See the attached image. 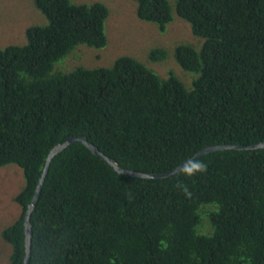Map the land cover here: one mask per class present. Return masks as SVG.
<instances>
[{
    "label": "trees",
    "instance_id": "trees-1",
    "mask_svg": "<svg viewBox=\"0 0 264 264\" xmlns=\"http://www.w3.org/2000/svg\"><path fill=\"white\" fill-rule=\"evenodd\" d=\"M161 32L169 0H135ZM46 25L28 43L0 48V167L17 165L21 214L3 231L11 264H24L25 218L50 152L86 137L121 168L162 174L210 146L264 142V0H175L204 40L175 59L191 89L139 61L112 68L55 65L78 46H107L104 4L35 0ZM167 52L155 49L154 63ZM207 172L143 179L120 174L78 142L55 156L31 214L28 264H264V148L200 158ZM177 180L192 189L190 199Z\"/></svg>",
    "mask_w": 264,
    "mask_h": 264
},
{
    "label": "rangeland",
    "instance_id": "rangeland-1",
    "mask_svg": "<svg viewBox=\"0 0 264 264\" xmlns=\"http://www.w3.org/2000/svg\"><path fill=\"white\" fill-rule=\"evenodd\" d=\"M76 5L104 4L109 12L105 23L107 46H78L55 65V71L70 73L78 67L112 68L121 57L133 58L165 79L175 75L190 90L196 75L183 70L175 59L179 46H190L200 52L204 40L193 34L188 22L176 12L175 0H169L173 21L165 32L153 23L138 18L135 0H71ZM47 18L38 10L35 0H0V48L28 43V29L46 25ZM164 49L167 57L154 63L150 54ZM23 170L17 165L0 167V264H11L13 247L3 239V231L21 214L15 197L25 185Z\"/></svg>",
    "mask_w": 264,
    "mask_h": 264
},
{
    "label": "water",
    "instance_id": "water-1",
    "mask_svg": "<svg viewBox=\"0 0 264 264\" xmlns=\"http://www.w3.org/2000/svg\"><path fill=\"white\" fill-rule=\"evenodd\" d=\"M82 143L85 146H87L93 154L101 157L105 162H107L111 167L114 168V170L120 174H125L134 178H143V179H166L172 176H175L179 170L180 167L183 166L185 162H187L189 159L192 158H197L200 159L206 154L214 153V152H221V151H228V150H257V149H263L264 148V142L260 143L258 145H253L249 147H241V146H234V145H219V146H210L202 151L198 152L195 154L192 158H189L185 160L179 167L176 169L162 173V174H150V173H139V172H134L132 170H126L121 168L114 160L108 158L105 156L97 147H95L93 144L88 142V139L86 137H71L69 138L64 144L57 145L49 154L47 160H46V165L44 168V172L42 175V178L40 179V182L37 186L36 192L34 194V198L30 206L28 207L27 213H26V218H25V233H26V257L24 264H28L30 260V253H31V239H32V227H31V214L34 211L38 200L40 198V190L42 188V185L48 175L50 164L55 156L63 152L66 148H68L71 145H74L76 143Z\"/></svg>",
    "mask_w": 264,
    "mask_h": 264
},
{
    "label": "clouds",
    "instance_id": "clouds-1",
    "mask_svg": "<svg viewBox=\"0 0 264 264\" xmlns=\"http://www.w3.org/2000/svg\"><path fill=\"white\" fill-rule=\"evenodd\" d=\"M205 172H207V164L201 159L192 158L185 162L183 166L179 168L177 175L191 178L196 176L197 174H203ZM174 187L179 190V192H181L185 196V198L190 199L192 197V189L183 181L177 180Z\"/></svg>",
    "mask_w": 264,
    "mask_h": 264
}]
</instances>
